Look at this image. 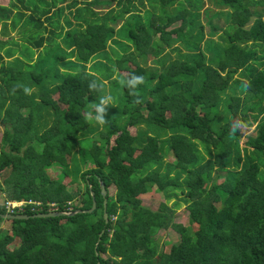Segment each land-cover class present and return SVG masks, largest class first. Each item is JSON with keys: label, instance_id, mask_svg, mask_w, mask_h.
I'll return each instance as SVG.
<instances>
[{"label": "trees", "instance_id": "16d2710c", "mask_svg": "<svg viewBox=\"0 0 264 264\" xmlns=\"http://www.w3.org/2000/svg\"><path fill=\"white\" fill-rule=\"evenodd\" d=\"M207 1L228 19L220 43L203 38L202 0H185L153 27L138 25L145 0L0 6V192L31 203L12 212L27 219L0 218L8 226L0 229V264H264V0ZM132 13L133 28L113 23ZM219 30L209 26L207 34ZM8 31L20 44L4 39ZM119 33L127 42L120 54L111 47ZM175 41L183 53L171 48ZM101 55L112 66L94 60ZM147 59L155 66L147 68ZM115 71L125 74L116 75L113 89ZM134 76L144 82L133 86ZM106 83L117 107L94 132L82 111ZM237 120L252 134L233 132ZM127 127L136 128L134 136ZM53 166L59 174L52 179L45 169ZM219 174L223 198L214 182ZM76 182L82 191L68 188ZM150 189L166 201L179 198L189 225L173 222L176 203L142 206L138 197ZM90 192L95 207L88 214L29 217L87 210ZM165 229L178 241L158 252L153 234Z\"/></svg>", "mask_w": 264, "mask_h": 264}, {"label": "rangeland", "instance_id": "374dc122", "mask_svg": "<svg viewBox=\"0 0 264 264\" xmlns=\"http://www.w3.org/2000/svg\"><path fill=\"white\" fill-rule=\"evenodd\" d=\"M146 1V7L145 9H140L139 8V14H140V22L138 25L146 27L147 24H149L150 27H153L155 25L159 24V20L161 19L162 21L165 20L164 15L168 14H172L173 12H175L176 8L178 5H181V7L185 6V0H177L176 2H174L170 7H166V8H162L160 5L162 4L163 0H145ZM7 3V0H0V6H3ZM101 10H105V8H101ZM264 10V8H263ZM222 11V9L217 8L216 5L211 4L210 2H208L207 0H202V4L201 7L199 9V18H198V22L200 24V26L202 27V33H203V38L204 39H211L214 42H221V40L219 39V36H222L221 33L223 31H226L227 29V24H228V19L224 14H221L220 12ZM260 11V10H259ZM262 12V10H261ZM115 14V12H114ZM116 15H118L116 13ZM117 20H115L113 23H115V26L120 24H124L125 30L131 29L133 28V24H134V20H136V18H129V17H125L124 15L120 16V18H116ZM156 22V23H155ZM155 24V25H154ZM179 25V21H176L174 23H172L170 25V27H168L166 30H169L170 28H176ZM118 26V27H119ZM209 26H215L217 28H220L219 31L217 32H213L212 34H207V29L209 28ZM123 31V33H124ZM8 36L4 35V39H10V42H12V40L14 39L17 44H20V41L18 40V38L16 37V35L14 34V32L8 31L7 32ZM3 35V34H1ZM0 35V38H1ZM11 36V37H10ZM117 42L118 44L112 45L111 47L115 48V50L118 52V54H120L121 51H123V49L126 47L127 42H125V40L123 39V36H121V33L117 34ZM120 44V45H119ZM171 48H176L178 49V52L183 53L184 49L180 46V44L175 41L173 43L170 44ZM120 46V47H119ZM40 51V50H39ZM39 51L37 52V50H33L34 54L39 53ZM105 53H106V58H108L110 61H112L114 59V56L112 54V52L109 49H105ZM129 52H132V49H129ZM166 54L168 56L169 60H174L176 58V52L173 51H166ZM161 57H159L158 59H160ZM104 57L103 55L95 58V61H100L101 63H106V60H103ZM168 59H165L164 64L167 63ZM94 60L92 62H94ZM90 63L87 64L90 65ZM106 65L108 66H112V64L110 63H106ZM145 66L147 68H152L155 66L154 62H151L149 59L146 60ZM105 68V67H104ZM58 69H62L60 67H58ZM117 74H125L124 72H120V71H115L114 74L112 75V81H114L112 83L113 85V89L119 84V80L117 79ZM98 75V74H97ZM239 78L241 76H239L238 74L235 76V78ZM101 80H103V82H105L104 78L100 77ZM243 80V79H242ZM111 93V87L109 86L108 83L105 84V88L103 90V92L101 93V95L98 98H95L96 101L94 102H89L86 107L83 109L82 111V116L84 118V120L87 122L88 126L91 127L92 129H94L95 132V126L96 128H98L99 130L101 128H99V123H97L94 119H90L87 115V113L89 111H92L93 115H95L96 113V109L93 107L92 105L94 104H98L100 102V99L104 96H110ZM56 96H52L53 99H55ZM221 98H224V96H222ZM261 104H264V100L261 101ZM57 105L59 106V108L64 111L66 108L64 105L57 103ZM117 107V100L114 98L112 99V102L108 105H105V108L108 110H110L109 113H107L106 117L107 120H109V116L110 114L113 112L114 108ZM111 108V109H110ZM125 122L124 116L121 115H117V124L122 127L123 124ZM252 129L253 127H250L249 129L243 127L242 130L243 135L246 134H252ZM126 130L128 131V133L131 136H134L136 133V128H132V127H127ZM1 132H2V126L0 125V136H1ZM239 144L241 145V142H239ZM76 153V149L72 150V155ZM172 159L171 155L167 154V157L165 158L166 162H170ZM90 161H88L85 165H81V170L87 169L86 165L89 163ZM87 167H90V165H88ZM45 172L47 173V175L50 178H55L57 177V175L59 174V169H57L56 167H50L48 169H45ZM215 175V174H214ZM221 174H219L218 176L214 177V182L216 185H218L219 188V193L221 198L224 197V190L221 188V182H222V177L220 176ZM213 177V175H212ZM69 181L68 178H64L63 179V183L67 184ZM68 188L73 189H78L80 191H82L83 188V184L81 182H76V183H72L71 185L68 186ZM114 192L113 187H109L108 189V193L109 195H112ZM138 199L140 200V203L142 206L154 211L157 210L159 208L162 207H173L172 205L174 203H176V205L174 206L173 209V216H172V220L174 223H178L181 224L183 226H187L189 225L187 222V213L185 210V205L182 201L179 200V198L176 199H171L169 201H166L161 193L155 192L153 189L148 190L146 193H144L143 195H140L138 197ZM7 199L5 198V196L0 192V205H3V203L6 201ZM218 206V205H217ZM194 229V226H191ZM8 226L6 224H3V222L0 223V229H7ZM153 241L155 243V247L157 249L158 252L162 251V252H166L168 251V248L170 247V245L177 243L178 241V236L177 234H175L171 229H165V230H157L155 232V234H153ZM15 243H17V240L15 239L14 242L12 243V245H10L9 248L13 247L15 245Z\"/></svg>", "mask_w": 264, "mask_h": 264}, {"label": "water", "instance_id": "95a60500", "mask_svg": "<svg viewBox=\"0 0 264 264\" xmlns=\"http://www.w3.org/2000/svg\"><path fill=\"white\" fill-rule=\"evenodd\" d=\"M99 190H100V196L102 197V207H103V220L104 222H106V213L104 211L105 209V189L102 185V183H99ZM90 197H91V205H90V208L87 209V210H73V211H70V212H49V213H44V214H34V215H31L29 216L30 218H53V217H60V216H73L75 214H81V213H90L94 207H95V202H94V198H93V193L90 192ZM0 218L2 219H6V220H13V219H16V220H23V219H27L28 216H24V215H12V214H0ZM102 231L98 234V237H97V242L99 240V237L101 235Z\"/></svg>", "mask_w": 264, "mask_h": 264}, {"label": "clouds", "instance_id": "9594fccd", "mask_svg": "<svg viewBox=\"0 0 264 264\" xmlns=\"http://www.w3.org/2000/svg\"><path fill=\"white\" fill-rule=\"evenodd\" d=\"M132 15H134L133 13L132 14H128V15H124L125 17H129V18H132ZM133 81H134V84L133 86H135L136 84H141L144 82V78L141 76V77H133ZM89 88L92 89V86L91 84L89 85ZM26 93L27 92H30L29 89H26L25 90ZM112 97L111 96H104L100 99V102L98 104H94L92 105V108L94 107L96 109V113L95 115H93L92 111H89L87 113L88 117L90 119H94L97 123L99 124H105L107 122L106 120V108H105V105H108L112 102ZM243 127H246V125H244L241 121L237 120L235 122V126L232 127V131L235 132L237 129H240V128H243Z\"/></svg>", "mask_w": 264, "mask_h": 264}, {"label": "built area", "instance_id": "2783aa9c", "mask_svg": "<svg viewBox=\"0 0 264 264\" xmlns=\"http://www.w3.org/2000/svg\"><path fill=\"white\" fill-rule=\"evenodd\" d=\"M24 204H31L29 201L23 202V201H19V202H10V201H5L3 203L4 209L6 210V214H12L13 210L15 209V211L20 212L22 210V205ZM35 206H38V203H34ZM50 207H52V205H50Z\"/></svg>", "mask_w": 264, "mask_h": 264}]
</instances>
